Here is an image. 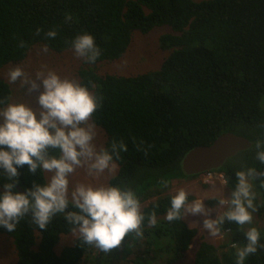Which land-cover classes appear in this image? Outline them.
Returning a JSON list of instances; mask_svg holds the SVG:
<instances>
[{
	"label": "trees",
	"instance_id": "16d2710c",
	"mask_svg": "<svg viewBox=\"0 0 264 264\" xmlns=\"http://www.w3.org/2000/svg\"><path fill=\"white\" fill-rule=\"evenodd\" d=\"M161 26L173 33L160 39V49L168 53L160 69L133 77L98 74L101 64L126 54L135 31L147 34ZM50 30L57 36L46 40ZM84 33L102 52L95 64L82 62L78 70L79 82L102 97L93 121L105 132L104 148L113 139L128 147L116 161L118 172L110 185L133 190L144 214L155 210L157 215L155 226L145 220L142 236L125 238L123 253L129 264H177L199 235L184 219H165L172 183L203 176L184 174L186 154L233 133L252 146L217 171L235 187L237 171L264 170L254 151L256 140L264 138V0H0V69L24 61L39 44L64 53L71 49L68 42ZM21 41L26 47L19 46ZM11 93V85L0 80V99ZM27 168L20 169L19 192L45 179L39 172L26 174ZM4 183L0 176V191ZM258 215L253 226L264 243V208ZM228 230L220 244L200 237L193 264H236L231 243H246V238L234 223L226 222L222 234ZM0 234L13 241L17 264H82L95 249L77 238L57 252L63 236L72 234L62 216L46 231L25 217L15 231L0 227ZM98 252L97 264H111L121 255L120 247ZM244 264H264V250Z\"/></svg>",
	"mask_w": 264,
	"mask_h": 264
},
{
	"label": "clouds",
	"instance_id": "9594fccd",
	"mask_svg": "<svg viewBox=\"0 0 264 264\" xmlns=\"http://www.w3.org/2000/svg\"><path fill=\"white\" fill-rule=\"evenodd\" d=\"M41 31L38 29L36 35ZM56 36L55 30L44 34L46 40ZM68 43L77 59L85 64H95L102 54L89 33L78 34ZM19 46L26 47L23 41ZM42 51L49 52L47 44ZM6 76L12 84L19 82L26 96L35 94V106L26 100L11 102V96L0 99V176L7 181L0 191V227L13 232L21 220L30 217L32 224L46 231L55 217L62 216L82 244L109 253L118 249L130 234L142 236L145 220L149 227L157 224L155 210L146 216L131 189L81 182L72 185L70 177L77 169H85L89 177L114 172L121 152L128 151L123 140L113 139L110 148L98 149L94 143L97 125L93 116L102 107V97L76 80L62 78L46 65L34 78L20 65L10 68ZM254 151L255 160L264 165V138L256 140ZM25 165L26 174L35 176L39 172L45 179L19 192L20 169ZM223 175L226 187L228 181ZM235 176L237 183L230 197H216L214 208L205 205L209 199L207 190L190 199L186 189H178L171 197L165 219L171 223L200 217L189 228L195 224L221 241L231 233L228 230L222 234L225 223L236 224L246 243L238 245L232 241L231 247L236 249V264H244L249 256L264 250L260 230L251 226L253 214L264 208V202L257 203L254 190L258 181L259 188L264 189V170L253 166L237 171ZM210 188L216 190L215 182ZM246 225L250 227L245 229Z\"/></svg>",
	"mask_w": 264,
	"mask_h": 264
},
{
	"label": "rangeland",
	"instance_id": "374dc122",
	"mask_svg": "<svg viewBox=\"0 0 264 264\" xmlns=\"http://www.w3.org/2000/svg\"><path fill=\"white\" fill-rule=\"evenodd\" d=\"M194 1H203V0H194ZM173 33L172 29L168 26H161L154 28L151 32L143 34L139 31H135L132 36L131 45L126 52V54L115 61L105 62L101 64L98 74H114L124 77H133L138 76L153 70L160 69L164 58L168 55L167 52H164L160 49V39L165 34ZM44 45L39 44L35 46L27 56V58L19 63H11L0 69V80H4L11 85L12 88V101L19 102L24 101L30 102L35 106V94L32 96H26L24 91L20 87V83L12 84L7 79V72L10 68L20 65L23 67L24 71L34 78L35 73L41 69L42 65H46L48 69L54 70L62 78H68L70 80L78 79V70L81 66L83 60L77 59L75 53L72 49L64 53H55L49 50V52L44 53L42 47ZM106 135L104 130L97 126V137L94 143L97 145V148L105 146ZM118 166L114 172H105L104 174L98 177H89L85 169H77V171L70 177L72 185L76 183H92V184H103L110 185V181L117 175ZM217 177H215L216 190L213 191L210 188L211 184L206 182L207 175L198 178H186V179H176L172 183V189L169 191L171 194H175L176 191L180 188L186 189L191 196L198 197L203 194L205 190L208 192V200H205V205L207 208H214L216 206L215 198L216 197H230L231 192L234 190L228 181V185L225 187L224 184H221L223 179L218 178L219 172H216ZM257 183V182H256ZM258 194L257 203L264 202V190L259 188V183H257L256 188L254 189ZM213 203H210V201ZM220 211H223L222 209ZM253 224L257 225L259 220L258 212L254 213ZM213 219L215 218V213L213 214ZM198 220H201L200 217H188L184 219L189 225ZM253 226V225H251ZM250 227L245 226V229ZM192 228H195L198 231V237L195 239L192 249H190L185 254V259L177 264H193L195 259V254L199 246L200 240L203 238L205 242H208L212 245L220 244V237L212 238L208 233L200 228L199 226L193 224ZM227 236V235H226ZM201 237V239H200ZM78 238L77 235L70 234L68 236H63L61 243L56 247V251L60 252L63 247L67 245H73ZM168 242V240H167ZM121 245V255L120 258L116 261H113L111 264H129L127 257L125 256L126 252L123 253L126 246ZM98 248L93 249V252L89 254L83 260L82 264H97V258L100 256ZM17 255L16 250L13 245V241L0 234V264H17ZM102 262V261H101ZM111 262V261H110ZM105 264H108L107 262ZM110 264V263H109Z\"/></svg>",
	"mask_w": 264,
	"mask_h": 264
},
{
	"label": "water",
	"instance_id": "95a60500",
	"mask_svg": "<svg viewBox=\"0 0 264 264\" xmlns=\"http://www.w3.org/2000/svg\"><path fill=\"white\" fill-rule=\"evenodd\" d=\"M251 141L233 133L220 136L208 146H198L189 151L181 163L187 176H197L222 169L229 159L239 152L250 149ZM21 192H24L21 190Z\"/></svg>",
	"mask_w": 264,
	"mask_h": 264
},
{
	"label": "built area",
	"instance_id": "2783aa9c",
	"mask_svg": "<svg viewBox=\"0 0 264 264\" xmlns=\"http://www.w3.org/2000/svg\"><path fill=\"white\" fill-rule=\"evenodd\" d=\"M206 175H207L206 182L208 184H212L213 182H215L214 178L217 177L216 172H214V171L213 172H207ZM218 178H221V179L225 180V177H224L223 174H219ZM221 238H224V235H221Z\"/></svg>",
	"mask_w": 264,
	"mask_h": 264
},
{
	"label": "bare ground",
	"instance_id": "6f19581e",
	"mask_svg": "<svg viewBox=\"0 0 264 264\" xmlns=\"http://www.w3.org/2000/svg\"><path fill=\"white\" fill-rule=\"evenodd\" d=\"M224 181V180H223ZM223 181H221V184H223Z\"/></svg>",
	"mask_w": 264,
	"mask_h": 264
}]
</instances>
